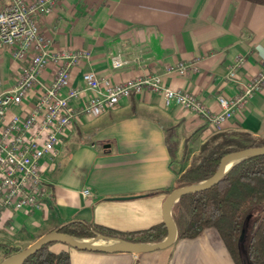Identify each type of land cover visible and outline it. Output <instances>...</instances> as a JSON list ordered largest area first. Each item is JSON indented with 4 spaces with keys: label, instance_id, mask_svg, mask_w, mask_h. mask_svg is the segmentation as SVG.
I'll return each instance as SVG.
<instances>
[{
    "label": "crops",
    "instance_id": "1",
    "mask_svg": "<svg viewBox=\"0 0 264 264\" xmlns=\"http://www.w3.org/2000/svg\"><path fill=\"white\" fill-rule=\"evenodd\" d=\"M41 27L52 50L88 51L71 69L73 85L82 84L87 70L116 82L156 73L220 110L219 94L243 92L264 69V3L253 0H60L42 17ZM117 53L126 59L122 67L113 66ZM239 58L243 61L237 64ZM180 60L195 63L197 70L167 71L166 65ZM25 64L11 48L0 49V89L11 87ZM52 68L43 71L44 78H51ZM37 98L32 89L13 109L29 110ZM220 131L264 135V85ZM220 131L181 105L166 106L153 91L124 96L114 109L100 114L77 116L55 153L42 160L50 191L44 209L4 208L0 242L29 245L71 219L121 230L163 221L164 202L177 177ZM174 157L184 162L176 164ZM85 188L89 194L83 193ZM57 244L70 251L71 264H237L214 227L141 253Z\"/></svg>",
    "mask_w": 264,
    "mask_h": 264
},
{
    "label": "built area",
    "instance_id": "2",
    "mask_svg": "<svg viewBox=\"0 0 264 264\" xmlns=\"http://www.w3.org/2000/svg\"><path fill=\"white\" fill-rule=\"evenodd\" d=\"M60 0H0V49L26 61L15 83L0 89V215L4 208L43 210L50 195L42 172V160L55 153L67 127L81 115H96L114 109L121 98L143 91L160 93L166 106L181 105L205 118L215 129L233 116L236 108L264 85V69L235 96L219 94L221 109L214 110L195 92L174 88L156 73H146L123 82L100 76L94 70L82 73V84H71V69L88 54L86 49L52 50L51 39L43 32L42 17ZM243 58L237 61L241 63ZM114 67L126 59L117 53ZM53 65L48 80L43 71ZM167 71L197 70L184 60L166 65ZM235 71H231V76ZM32 89L37 101L29 110L21 106ZM88 93L86 98L84 94ZM79 101V102H78ZM90 189L85 188L84 194Z\"/></svg>",
    "mask_w": 264,
    "mask_h": 264
},
{
    "label": "trees",
    "instance_id": "3",
    "mask_svg": "<svg viewBox=\"0 0 264 264\" xmlns=\"http://www.w3.org/2000/svg\"><path fill=\"white\" fill-rule=\"evenodd\" d=\"M253 1L264 3V0ZM238 132L245 136V142H235L229 136L231 132L220 131L212 135L202 144V150L208 148V151L177 177L173 189L213 175L222 156L229 151L264 145V135ZM222 136V141L209 145V141ZM172 214L178 226L177 238L195 237L202 230L214 227L237 264H242L239 238L245 221H248L245 247L250 262L264 264V154L241 160L213 186L182 195L173 205ZM61 230L79 237H92L99 232L109 237L138 242L160 241L167 234L164 221L146 228L121 230L91 221L71 219L61 226ZM53 243L40 247L22 264H71L70 251L65 248L55 250L51 246ZM20 249L0 242V261Z\"/></svg>",
    "mask_w": 264,
    "mask_h": 264
},
{
    "label": "water",
    "instance_id": "4",
    "mask_svg": "<svg viewBox=\"0 0 264 264\" xmlns=\"http://www.w3.org/2000/svg\"><path fill=\"white\" fill-rule=\"evenodd\" d=\"M257 154H264V145L249 146L229 151L222 156L219 166L213 175L199 182L172 189L168 194L163 207V221L166 224L167 234L160 241H131L118 237H109L99 232H97L96 235L92 237H79L62 231L60 227L42 234L29 245L2 259L0 264H22L28 256H30L43 245L57 241L81 249L133 253H141L171 245L178 237V226L172 214V208L176 201L184 194L200 191L213 186L214 184L218 183L235 164L245 158ZM247 226L248 221H245L242 233L239 238V249L242 264H251L247 249L245 247Z\"/></svg>",
    "mask_w": 264,
    "mask_h": 264
},
{
    "label": "rangeland",
    "instance_id": "5",
    "mask_svg": "<svg viewBox=\"0 0 264 264\" xmlns=\"http://www.w3.org/2000/svg\"><path fill=\"white\" fill-rule=\"evenodd\" d=\"M230 135V137H233V140H235V142H245L246 141V139L244 138L245 136L244 135H242V134H240L239 132H231V133H229ZM222 138H223V136L222 137H218V138H216V139H212L211 141H209V145H214V144H216L217 142H219V141H222ZM208 151V148H206L205 150H202V146H201V150L199 151V154L197 155V156H195L194 157V159H193V161L192 162H196V161H198V159L204 154V153H206ZM173 160L176 162V164H180V163H183L184 162V159H178V158H176V157H174L173 158ZM186 163H184V165H185ZM59 242V241H58ZM58 242H54L51 246H52V248L53 249H55V250H59L62 246H60V247H58V246H56V245H58L57 243ZM60 244H61V242H60ZM63 245V244H62ZM25 246H27V242H24L23 244H21L20 245V247L21 248H23V247H25ZM2 257V252L0 251V258Z\"/></svg>",
    "mask_w": 264,
    "mask_h": 264
}]
</instances>
